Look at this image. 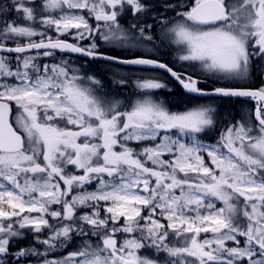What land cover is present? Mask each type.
<instances>
[{
  "label": "snow or ice",
  "instance_id": "1",
  "mask_svg": "<svg viewBox=\"0 0 264 264\" xmlns=\"http://www.w3.org/2000/svg\"><path fill=\"white\" fill-rule=\"evenodd\" d=\"M157 39L217 80L264 75V0L0 3V264H160L152 250L164 264H264V85L207 90L196 71L159 57L103 52ZM71 54L170 80L138 79V97L122 104ZM177 88L189 102L256 103L221 127L213 105L172 111L154 98ZM29 233L33 246L13 251Z\"/></svg>",
  "mask_w": 264,
  "mask_h": 264
},
{
  "label": "rangeland",
  "instance_id": "2",
  "mask_svg": "<svg viewBox=\"0 0 264 264\" xmlns=\"http://www.w3.org/2000/svg\"><path fill=\"white\" fill-rule=\"evenodd\" d=\"M159 2H162V0H153V3H159ZM168 15L172 16L173 14L171 12H169ZM128 16H129V19H128V21L126 23L125 22H121L126 27H127L128 24L135 22V20L133 19V17H131L130 14ZM149 18H151V17H149ZM153 34L155 36H160L161 35L160 24L158 22L156 23L155 28L153 29ZM158 40L159 39L155 40V46L153 44L141 43V44H135L134 46H125L123 48H121V47H112V46H110V47L114 48L115 50H117L118 53H120V52L127 53L125 51H130L133 54L148 55V56H151V57H164L165 54H166L168 56V59H170L171 62L174 63L175 65H179V66L183 65V67L188 68L190 71H192V72L196 71L198 74H200V76H203L206 79H208L210 81H213L215 83L225 82V80H217L216 78L210 76L207 73H200V69H199L198 64L196 65L195 68H193V67L189 66V64H187V63L179 62L177 60V56L180 54L179 50H178V47L176 45H174V44H169L167 42H165L164 44L161 45L160 41L158 42ZM164 49H166V50L168 49L169 51L167 53H165ZM119 50H123V51H119ZM131 53H129V54H131ZM62 58H67V57L66 56H62L60 54L57 55V57H56L57 60L62 59ZM71 60L73 62L77 63L78 65H80V64L85 65L86 71H88L90 74H96L97 78L101 79L102 84H103V88L101 90L102 93L110 94L109 90H108V86H107V85L110 84L112 86V88H110L111 91H115L116 90L117 93H115L113 96L110 94L109 98L110 99H118L122 104L127 103L128 101L135 100L138 97V94H139L140 90H138L136 88V86H135V90L133 92L134 94L131 95V97L124 98L123 96H118L119 95L118 93L120 91L119 88H122V87H117V86L114 87L113 85H115V84L113 83V81L109 82L107 80H104L105 77L109 78L108 77V75H109L112 78H114V80H119L121 78L124 79V77H126V75H128V76L132 75L130 78L133 80V82L134 81L136 82L138 79H142V78H151L153 76H162L161 74H159L157 72H154V71L139 72L140 70L139 71L138 70H131V68L126 67V66L117 65V64H114V63L111 64L110 62L102 61V62H100V66L105 71V74L103 75L104 78H102V77H100L99 74L104 73L103 71L100 73L99 70L96 69V71L98 73L97 74V73L93 72L92 69L89 68V65L87 63H84V61H82V60H80V59H78L76 57H72V56H71ZM117 71H119L120 75H114V73H116ZM262 78L264 79V75L262 76ZM109 80H110V78H109ZM248 80H246V81H248ZM246 81H239V82L227 81L225 83H227L229 85H235V84H240V83L244 84ZM107 82H109V83H107ZM154 98L159 100V101H163L161 95H159L158 93L155 94ZM219 101H220V98H216V97H212V99H207L206 98V99H200V100H194V101L191 100V102H189V100H186V101H183L182 106L174 107L171 110L172 111H182V110H185V108L192 107L194 104H203V105H209L210 104V105H213V106L217 107V110H218V124H219V126L223 127L226 124L230 123V120H229L230 119V115H229V111L226 108H222L221 105H219V103H220ZM240 109H241V112H242V117H244V116L248 115V111L251 108L244 107L243 105H241ZM224 121H227V122L225 124L221 125ZM218 136H219V131H214V132H212L210 134L211 138L204 137V140H205L206 143H215V141L218 138ZM165 158H167V156ZM94 188H95V184H93L91 187H89L88 190L91 191ZM217 205L218 206H222L219 202H217ZM120 239H123V237H120ZM230 246H231V244H230ZM152 251H153V253H155V257L154 258L160 259V264H164V259L161 258V254L158 253V252H155V250H152ZM142 254L150 255L151 253L142 252ZM63 255H67V252H65V254H63ZM163 256L166 257L167 254L165 253V254H163ZM30 264H38L37 258L35 260L31 261Z\"/></svg>",
  "mask_w": 264,
  "mask_h": 264
},
{
  "label": "trees",
  "instance_id": "3",
  "mask_svg": "<svg viewBox=\"0 0 264 264\" xmlns=\"http://www.w3.org/2000/svg\"><path fill=\"white\" fill-rule=\"evenodd\" d=\"M4 2H5V0H0V3H4ZM128 19H129V16L126 15V16H124L121 19V22H125L126 23L128 21ZM146 22L147 23H153V20H152V18H148V20ZM159 41L160 40H158V42ZM119 51H123V50H119ZM103 52L110 53V54L117 55V56H124V57H129V56L136 55V54L131 53L130 51H125L127 53H122V52L118 53L117 50H115L114 48H111L109 45H103ZM129 53H131V54H129ZM163 58H164L163 60H165L167 63H169L171 65V63L168 61L170 59H168V56L166 54H165V56ZM78 59L84 61V63H87L89 65V68L92 69V71L95 72V73H97L96 69H98L100 73L103 71L104 73L99 74V75H100V77L104 78L103 75L105 74V71L100 66V61L84 60L82 58H78ZM131 76L126 75V77H124V79L126 80L127 83H126V86H123L122 88H119L120 91L118 93L119 94L118 96H123L124 98H128V97H131V95L134 94L133 92L135 90V87H133L132 84H131L132 83V79L130 78ZM262 76L263 75L260 74V70L259 69H254V70H252L248 81H246L244 84L243 83L236 84V86H248V87H252V88H259V87H261L264 84V79L262 78ZM108 77L110 78V80H109V78H106V77L104 78V80H107L109 82L114 80V78H112L111 76L108 75ZM165 78H166V76H165ZM109 82H107V83H109ZM225 82H227V81H225ZM225 82H220V83H225ZM107 86H108L109 93L112 96L115 93H117L116 90L115 91H111L110 88H112V86L110 84L107 85ZM113 86L115 87L116 85H113ZM165 94L167 96V100H168V103H169L168 105L169 106H173L175 104L177 105V104L180 103V100L179 101L175 100V96L177 98L180 97L177 93L175 95H171V94H168V93L165 92ZM219 102H220L219 105H221L222 108H226L229 111L230 123L234 122L235 120H239V119L242 118V112H241V109H240L241 105H243L244 107H248V108H252L253 107L252 103H250V102H245V101H242V100H239V99H234V98H221ZM226 122L227 121H224L223 123L221 122L222 123L221 125L225 124ZM76 243L79 244V241H77ZM32 246H33V237L29 233V234H26V238H23V239L17 238L16 242L13 245V251L17 250L18 248H25V247H32ZM43 249L44 248L41 247L39 249V251L40 252H44ZM71 250H73V249H71V248L68 249V251H71ZM65 252L66 251L64 249H57V254L58 255H61V254L63 255V254H65ZM35 259L36 258L33 257L31 259V261H33Z\"/></svg>",
  "mask_w": 264,
  "mask_h": 264
},
{
  "label": "flooded vegetation",
  "instance_id": "4",
  "mask_svg": "<svg viewBox=\"0 0 264 264\" xmlns=\"http://www.w3.org/2000/svg\"><path fill=\"white\" fill-rule=\"evenodd\" d=\"M177 70H186L185 68H183V66H178L177 68H176ZM187 71V70H186ZM201 79H202V81H203V86H204V88L205 89H207V90H210V89H212L214 86H217L216 84H214L213 82H211V81H209L208 79H204L203 77H200ZM205 80V81H204ZM219 85H221V84H218V86ZM178 94L180 97L179 98H177L176 96H175V100H180V102L181 103H183V101H185V100H190V97H185L181 92H180V90L177 88V90H176V92L175 93H173V94H171V95H175V94ZM191 100H194V99H191ZM239 100H244L245 102H251L252 103V106L254 107V103L250 100V99H239ZM183 108V107H182Z\"/></svg>",
  "mask_w": 264,
  "mask_h": 264
},
{
  "label": "water",
  "instance_id": "5",
  "mask_svg": "<svg viewBox=\"0 0 264 264\" xmlns=\"http://www.w3.org/2000/svg\"><path fill=\"white\" fill-rule=\"evenodd\" d=\"M71 42V41H70ZM72 55H77V56H81L80 54H72ZM104 55L106 56H113V57H119V56H116V55H112V54H108V53H104ZM82 57V56H81ZM138 57H143V56H138ZM120 59H124V60H127V59H134V58H137V57H119ZM144 58H148V57H144ZM91 59V58H89ZM97 60H103V59H97ZM105 61V60H104ZM118 65H122V66H126V67H134V68H147V69H154L152 66H149V65H128V64H118ZM158 70H161V69H158ZM163 71V70H161ZM195 95V94H193Z\"/></svg>",
  "mask_w": 264,
  "mask_h": 264
}]
</instances>
